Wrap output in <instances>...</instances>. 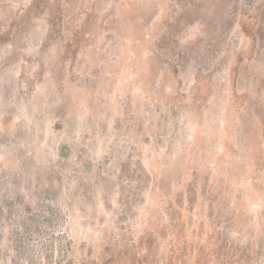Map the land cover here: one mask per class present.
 <instances>
[{"label": "rangeland", "instance_id": "obj_1", "mask_svg": "<svg viewBox=\"0 0 264 264\" xmlns=\"http://www.w3.org/2000/svg\"><path fill=\"white\" fill-rule=\"evenodd\" d=\"M0 264H264V0H0Z\"/></svg>", "mask_w": 264, "mask_h": 264}]
</instances>
